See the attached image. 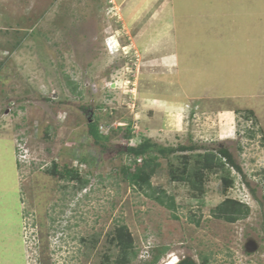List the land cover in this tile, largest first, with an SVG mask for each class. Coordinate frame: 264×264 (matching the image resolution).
I'll use <instances>...</instances> for the list:
<instances>
[{
	"label": "rangeland",
	"instance_id": "374dc122",
	"mask_svg": "<svg viewBox=\"0 0 264 264\" xmlns=\"http://www.w3.org/2000/svg\"><path fill=\"white\" fill-rule=\"evenodd\" d=\"M146 139L197 147L155 153L152 185L178 219L119 173ZM219 147L243 172L227 188L196 163ZM228 199L248 215L216 219ZM119 225L128 264L162 248L158 264H264V0H0V264H117Z\"/></svg>",
	"mask_w": 264,
	"mask_h": 264
},
{
	"label": "trees",
	"instance_id": "16d2710c",
	"mask_svg": "<svg viewBox=\"0 0 264 264\" xmlns=\"http://www.w3.org/2000/svg\"><path fill=\"white\" fill-rule=\"evenodd\" d=\"M68 83L72 92L77 93V86L72 82L68 81ZM88 126L89 134L94 139L95 143H101L102 140L107 139L101 135L96 122H90ZM125 138L130 140V133H127ZM196 150L197 147L194 145L180 146L178 149L165 150L156 143L152 142L150 139H146L135 147H127L125 153L127 156L132 157V159L129 164H126L120 168L119 173L122 175L123 180L129 184V186L142 192L147 197L156 201L159 205L170 210L173 213V217L178 219V216L175 214L177 207L174 198L167 195L165 191L155 188L152 185L151 175L154 169V164L158 159V156H155V153H158L160 156L164 157L167 156V153H175L177 151L193 153ZM196 158V163L198 167L200 166L201 171L204 170L210 172L215 170L216 172L221 173L220 178L224 182L225 188L233 184V180H230L231 170H236L240 174L243 173L240 166L234 160L232 153L226 148L219 147L215 151L210 150L203 155L198 154ZM83 162L88 163L87 157L82 159V163ZM48 172L59 179L66 180L67 182H77L80 184L81 188H85L88 184V180L83 177L77 167H69L65 165L62 167V169H59L58 164L53 163L51 169ZM176 179H178L177 176L173 175V180ZM182 180L190 181L193 184V189L196 191L202 189L201 183L198 184L194 178L192 179V174L188 177L182 178ZM252 193L254 194L255 192L252 190ZM248 213L249 207L247 204L231 199L219 204L212 212L216 219L224 220L228 223L236 222L246 217ZM192 221L199 225V221ZM114 233L115 234L111 239V243L120 249V257L116 260V263L128 264L138 256L132 235L125 225L117 226L114 230ZM166 252L167 248L157 250V253L153 255L151 261L146 264H158ZM200 258L201 264L209 263V258L207 256L200 255Z\"/></svg>",
	"mask_w": 264,
	"mask_h": 264
},
{
	"label": "water",
	"instance_id": "95a60500",
	"mask_svg": "<svg viewBox=\"0 0 264 264\" xmlns=\"http://www.w3.org/2000/svg\"><path fill=\"white\" fill-rule=\"evenodd\" d=\"M250 243L253 244V242H250ZM179 264H196V262L193 259L188 258V259L182 260Z\"/></svg>",
	"mask_w": 264,
	"mask_h": 264
},
{
	"label": "bare ground",
	"instance_id": "6f19581e",
	"mask_svg": "<svg viewBox=\"0 0 264 264\" xmlns=\"http://www.w3.org/2000/svg\"><path fill=\"white\" fill-rule=\"evenodd\" d=\"M181 261L178 260L177 258H172L169 261L165 262L164 264H179Z\"/></svg>",
	"mask_w": 264,
	"mask_h": 264
}]
</instances>
